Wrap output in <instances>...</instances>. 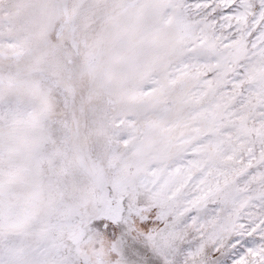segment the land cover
Instances as JSON below:
<instances>
[{
  "label": "snow or ice",
  "instance_id": "snow-or-ice-1",
  "mask_svg": "<svg viewBox=\"0 0 264 264\" xmlns=\"http://www.w3.org/2000/svg\"><path fill=\"white\" fill-rule=\"evenodd\" d=\"M0 264H264V0H0Z\"/></svg>",
  "mask_w": 264,
  "mask_h": 264
}]
</instances>
